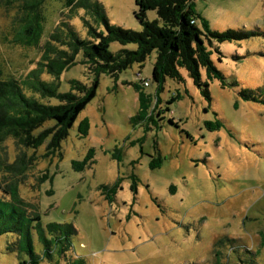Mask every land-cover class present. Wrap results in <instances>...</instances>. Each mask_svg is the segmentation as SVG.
Returning a JSON list of instances; mask_svg holds the SVG:
<instances>
[{
	"label": "rangeland",
	"instance_id": "374dc122",
	"mask_svg": "<svg viewBox=\"0 0 264 264\" xmlns=\"http://www.w3.org/2000/svg\"><path fill=\"white\" fill-rule=\"evenodd\" d=\"M4 1L0 64L7 76L24 77L42 50L13 42V20L21 8ZM99 1L113 25L143 30L136 0ZM194 4L215 30L254 33L243 41L215 44L212 59L226 82L209 81L211 101L186 70L184 81L168 78L160 89L152 78L153 53L118 78L101 76L97 96L55 156L44 157L46 146L27 150L36 162L21 178V197L36 205L46 230L52 223L74 226L71 254L88 264H264V103L241 95L244 89L261 95L264 88V0ZM45 13L43 43L70 16L66 0H47ZM148 19L157 20V12L149 11ZM71 22L87 36L79 17ZM123 48L138 45L115 42L110 49ZM83 60L80 54L65 71L61 91H70L72 79L92 84L95 76ZM141 79L150 82L142 92L153 101L142 119L133 120L142 111L134 87ZM157 92L162 103L156 109ZM174 95L179 98L170 101ZM85 121L87 134L81 131ZM17 154L12 139L0 146L3 160L13 162ZM153 163L161 164L153 168ZM44 174L48 179L41 183ZM12 180L0 172V198ZM33 233L40 253L42 244ZM16 241L14 233L0 236V264L28 259Z\"/></svg>",
	"mask_w": 264,
	"mask_h": 264
},
{
	"label": "trees",
	"instance_id": "16d2710c",
	"mask_svg": "<svg viewBox=\"0 0 264 264\" xmlns=\"http://www.w3.org/2000/svg\"><path fill=\"white\" fill-rule=\"evenodd\" d=\"M5 1L17 3L21 8L13 20V42L42 50V54L36 67L24 77L7 76L0 64V146L12 139L18 149L13 162L0 158V172L13 177L3 189L6 197L0 198V236L17 235L16 248L28 256V259L20 260V264H44L47 261L50 264H88L84 258L71 254L70 235L76 233L75 227L52 223L47 231L36 205L21 197V178L36 162L35 156H29L27 150L37 151L46 146L44 157L55 156L80 114L97 96L101 76L108 74L118 78L133 65H143L153 53H156V62L152 78L160 89L168 78L184 81L182 70H186L211 101L209 81L218 79L223 86L226 82V76L212 59L215 44L243 41L253 37L254 33L211 28L195 9V0H136L138 11L135 16L143 26L142 31L113 25L99 0H66L69 20H62L43 43L47 0ZM81 10L85 11L84 15L80 14ZM149 11H156L158 19L149 20ZM77 17L83 22L86 37H81L71 22ZM115 42L122 46L136 44L138 49L123 48L115 53L110 49ZM217 52L221 53L219 47ZM80 54L95 76L94 80L87 85L72 79L70 91L63 92L62 76L78 63ZM202 71L206 72L208 81L203 80ZM45 74L51 76V80H45ZM145 81L141 79L142 85L134 84L140 93L142 111L133 120L142 119L149 109L148 103L153 101V96L142 92V87L151 85L145 86ZM260 92L261 95L244 89L241 95L245 100L264 103V88ZM155 97L157 109L162 99L159 92ZM178 98L174 95L170 101ZM88 128V122H83L81 131L87 134ZM160 164L153 163L152 167ZM47 179L44 174L40 182ZM33 231L42 244L40 253L36 250Z\"/></svg>",
	"mask_w": 264,
	"mask_h": 264
},
{
	"label": "built area",
	"instance_id": "2783aa9c",
	"mask_svg": "<svg viewBox=\"0 0 264 264\" xmlns=\"http://www.w3.org/2000/svg\"><path fill=\"white\" fill-rule=\"evenodd\" d=\"M150 85V82L149 81H145V86H149Z\"/></svg>",
	"mask_w": 264,
	"mask_h": 264
}]
</instances>
